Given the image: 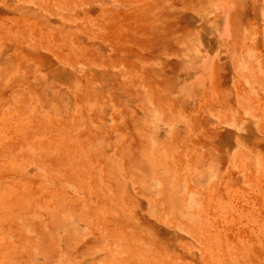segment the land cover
Masks as SVG:
<instances>
[{"label": "rangeland", "instance_id": "374dc122", "mask_svg": "<svg viewBox=\"0 0 264 264\" xmlns=\"http://www.w3.org/2000/svg\"><path fill=\"white\" fill-rule=\"evenodd\" d=\"M0 264H264V0H0Z\"/></svg>", "mask_w": 264, "mask_h": 264}]
</instances>
